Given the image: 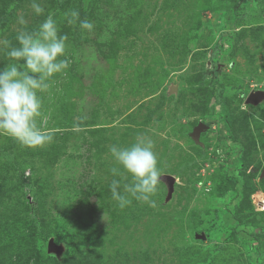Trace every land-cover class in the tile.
I'll use <instances>...</instances> for the list:
<instances>
[{
    "label": "rangeland",
    "instance_id": "obj_1",
    "mask_svg": "<svg viewBox=\"0 0 264 264\" xmlns=\"http://www.w3.org/2000/svg\"><path fill=\"white\" fill-rule=\"evenodd\" d=\"M36 2L0 0V38L19 46L51 13L71 64L39 93L53 141L0 136V264H264V98L247 102L264 92V0ZM140 135L156 206L120 209L109 148Z\"/></svg>",
    "mask_w": 264,
    "mask_h": 264
},
{
    "label": "clouds",
    "instance_id": "obj_2",
    "mask_svg": "<svg viewBox=\"0 0 264 264\" xmlns=\"http://www.w3.org/2000/svg\"><path fill=\"white\" fill-rule=\"evenodd\" d=\"M31 8L36 15L44 12L36 0H32ZM64 17L69 25L78 24L89 32L94 28L88 20H81L76 10L66 12ZM16 22L20 26L27 23L23 14L17 16ZM66 40V35L59 34L51 13L35 30L17 33L19 46L0 38V52L10 61L6 67L0 68V136L10 137L29 148H43L53 141L54 133L38 123L43 116L39 93L46 92L56 74H62L70 67ZM109 151L120 166L110 169L114 177H121L113 179L110 184L112 199L118 207L124 209L133 200L155 207L154 197L158 192L161 170L153 141L140 135L131 146L113 144ZM128 176L131 182L122 184Z\"/></svg>",
    "mask_w": 264,
    "mask_h": 264
},
{
    "label": "water",
    "instance_id": "obj_3",
    "mask_svg": "<svg viewBox=\"0 0 264 264\" xmlns=\"http://www.w3.org/2000/svg\"><path fill=\"white\" fill-rule=\"evenodd\" d=\"M263 98H264V92L251 93L247 97V102L249 103L258 102Z\"/></svg>",
    "mask_w": 264,
    "mask_h": 264
}]
</instances>
